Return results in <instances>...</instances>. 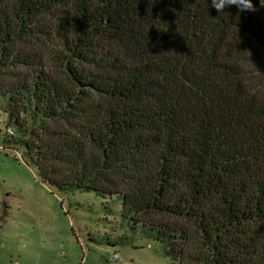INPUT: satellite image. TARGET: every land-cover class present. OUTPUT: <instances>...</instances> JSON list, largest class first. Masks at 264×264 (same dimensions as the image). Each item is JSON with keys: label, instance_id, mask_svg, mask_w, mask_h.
Instances as JSON below:
<instances>
[{"label": "trees", "instance_id": "1", "mask_svg": "<svg viewBox=\"0 0 264 264\" xmlns=\"http://www.w3.org/2000/svg\"><path fill=\"white\" fill-rule=\"evenodd\" d=\"M0 0V113L40 181L121 200L171 264H264V0Z\"/></svg>", "mask_w": 264, "mask_h": 264}, {"label": "rangeland", "instance_id": "2", "mask_svg": "<svg viewBox=\"0 0 264 264\" xmlns=\"http://www.w3.org/2000/svg\"><path fill=\"white\" fill-rule=\"evenodd\" d=\"M4 120L0 113V264H171L122 219L119 197L43 184L21 147L5 143Z\"/></svg>", "mask_w": 264, "mask_h": 264}, {"label": "clouds", "instance_id": "3", "mask_svg": "<svg viewBox=\"0 0 264 264\" xmlns=\"http://www.w3.org/2000/svg\"><path fill=\"white\" fill-rule=\"evenodd\" d=\"M211 6L217 13H224V9L230 6H235L239 12H253L255 8L252 0H211Z\"/></svg>", "mask_w": 264, "mask_h": 264}, {"label": "built area", "instance_id": "4", "mask_svg": "<svg viewBox=\"0 0 264 264\" xmlns=\"http://www.w3.org/2000/svg\"><path fill=\"white\" fill-rule=\"evenodd\" d=\"M12 132L10 130H8V135H11ZM117 259V255L114 254L112 257H111V261L114 262L115 260Z\"/></svg>", "mask_w": 264, "mask_h": 264}]
</instances>
